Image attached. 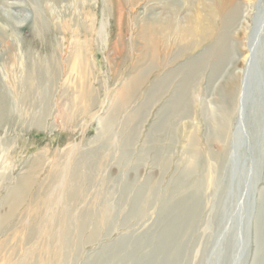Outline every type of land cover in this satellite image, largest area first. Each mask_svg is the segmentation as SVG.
<instances>
[{
    "label": "rangeland",
    "instance_id": "rangeland-1",
    "mask_svg": "<svg viewBox=\"0 0 264 264\" xmlns=\"http://www.w3.org/2000/svg\"><path fill=\"white\" fill-rule=\"evenodd\" d=\"M143 1L133 14L126 5L125 15L138 18L152 7L157 14L163 12L164 1ZM177 1L186 4L178 16L181 22L189 10L186 0ZM237 1L246 4V0ZM104 2L0 0V88L10 96L12 113L11 121L0 124V218L8 215V197L15 185L39 157L44 156L46 166L33 194L44 193L53 163L76 151L93 167L77 218L96 198L101 205L107 202L111 213L94 239V222L83 233L72 234L76 245L68 250L70 264H264V21L257 23L264 0H254V23L244 22L232 30L239 54L233 59L238 62L233 61L216 80L211 81L208 70L198 85L196 102L186 100V90L180 87L182 74L165 90L156 91V85L169 72L188 67L208 44L178 58L181 44L173 45L174 36L165 38L173 45L167 53L169 62L165 61L171 64L146 75L145 87L109 130L104 121L114 109L112 93L127 78L120 76V70L136 72L131 68L144 43L137 36L143 15L133 28L121 26V31L119 15L109 14ZM87 17L95 21L92 33L88 32L92 20ZM120 34L126 44L120 49L125 58L119 70L121 60H113L110 54ZM80 42H88L83 60L91 66L86 76L95 103L88 115H75L73 129L67 130L56 118L57 105L71 111L68 103L74 98L79 102L84 90L83 76L69 74L77 64L74 45ZM249 42L256 44L253 49ZM238 43L247 45L242 48ZM33 79L32 90L28 85ZM229 81L237 87L235 105L229 135L220 139L216 127ZM180 101L184 106L177 110ZM195 133L201 150L197 157L190 146ZM208 159L214 164L211 173ZM196 182L198 187L193 186ZM194 201L193 216L179 221L184 205ZM41 208L40 202L31 205V210L44 215ZM25 209L0 227V264H12L25 251L41 245L37 235L24 241L21 214ZM36 216L35 211L25 217L31 229L37 226Z\"/></svg>",
    "mask_w": 264,
    "mask_h": 264
},
{
    "label": "bare ground",
    "instance_id": "bare-ground-1",
    "mask_svg": "<svg viewBox=\"0 0 264 264\" xmlns=\"http://www.w3.org/2000/svg\"><path fill=\"white\" fill-rule=\"evenodd\" d=\"M51 1L56 4H62V3L64 4L67 1L70 4H73L77 0H51ZM141 1L143 0H106V3L104 2L106 11H108L109 14L117 15V16L119 15V18L118 17L117 18L120 29L121 26L123 27V29L126 28L127 30L129 28L130 29L133 28L138 18H140L142 14L143 15V19L141 21L142 25H140L137 28V36L144 41L143 46L140 47L139 60H137L134 67L131 68L132 70L136 71L135 73H132L131 70L130 71H125L123 69L120 70L123 67L122 64L125 58L124 52L120 50L125 46L124 45L125 39L123 38L124 36H122L121 34L118 35L115 41L116 45L112 50L113 54H110V56H112L113 60H118V59L121 60L120 62L117 63L118 64L117 66L121 71V73L119 74L121 77L126 76L127 78L124 79L125 81L122 82V84L120 85L121 87L117 89L114 93H112L113 94L112 96L114 97L116 96V97L114 98L115 101H114L113 112L104 121V128L106 130L112 128V126L116 122L118 114L128 109V107L132 103V100L145 87V85L147 84L146 75L148 73L152 74L155 71L161 70L162 67L171 64L168 63L169 55H167V53L169 51L170 52L172 51L173 45L181 44L182 46V49H180L178 53L180 55L178 58H181V56L183 57L187 53H195L205 44H208V47L201 55L197 57H193L188 67L179 69V71L175 70L169 72L165 78L159 79L158 80L159 82L156 85V91L158 90L162 91L167 89V87L171 84V82L180 74H182L183 77L180 87L186 90L185 98L186 100L193 99V101L196 102L198 98L197 95L198 85L199 83H201L200 82L201 79L204 77V74L208 70H210L211 81L216 80L221 75L226 73L227 68H229L230 65H232L233 61L238 62L236 60L239 58V54L238 52H236L237 43L232 42L233 39L232 30L236 29L237 31L240 25L244 22H246V24L247 23L251 24L255 22V20L252 17V14L254 13V11H256V4L254 3V0H246V4H241L237 0H186L189 14L186 15L185 19L181 21L182 23L178 22V16L180 11L184 8L186 4L184 3L183 6H181L179 5V1L177 0H174V2H171V0H150V2L157 1L160 3L164 1L165 3L163 7L162 6L160 7L163 12L157 14L155 8L152 7V8H148V10L144 9L143 13H141L138 18L137 17L132 18L128 16L129 14H133L135 7H137ZM126 5L129 6L131 9V11L128 9L130 11L128 15H125V13H127V10L124 13ZM145 13L146 15H144ZM261 13L263 14L260 15L259 17L260 21L257 22L258 24L264 21V8H262ZM83 15L85 18V14ZM88 19L90 21L93 18L90 17ZM91 23L92 25L89 27L88 32L91 31L92 33L93 27L95 25V21L92 20ZM260 27L261 26L257 28ZM78 30L79 29H77L76 31ZM72 32L73 31H71V33ZM169 36L176 37L175 43L173 45L170 44V42L164 41L165 38ZM108 39L111 40V37L109 36ZM90 40H92V38ZM255 41H257V38ZM87 43L80 42L79 44L77 43L76 45H74L77 46V56H78L76 57L77 64L71 66L69 69L70 75L79 74V76L81 77L83 76L81 80L84 79L82 81L84 86L82 87L84 90L82 89L83 91L80 95L79 102H77V98H74L73 101H71L72 103H68V105L72 107L71 111L69 110L67 111L64 108L65 106L63 107L60 104L59 105L56 104L58 109L56 118L59 119L60 124L63 126V128L67 130L73 129L74 127L73 122L75 115H79V116L88 115V113L92 110V107L95 103L94 98L92 99V92H90L91 85L88 84L89 78L86 76L89 74V69L91 66L87 61L83 60V56L86 52L85 44ZM253 43H251L250 45L252 46V49H253V45L255 44ZM238 44H239L238 46L242 48L246 47L247 45L245 43H244L245 45L243 43H238ZM240 47H238L239 50ZM252 49L250 51H253ZM235 57L237 58L233 59ZM253 59L255 60V56L253 57ZM165 61L168 62L165 63ZM139 65L142 66L144 65L146 69H142L141 67L140 69H138L137 67H139ZM231 81H229L231 83V85L229 86L230 89L228 93H226L223 101L221 102V106H220L221 117L216 127L217 137L220 139H226L227 136L229 135L231 115L234 111L237 87H235L236 86L235 83L233 84ZM249 81L251 84L252 79L250 78ZM6 82L10 86V88L14 87V84H10V82L7 80ZM0 83H2L1 85H3V79H1V75H0ZM35 86H36V82L33 79L31 80V82H29L28 88H32L33 90ZM0 90H1L0 91V124H1L3 122L6 123L11 121L12 113H11L10 96L8 95V92L2 90V88H0ZM190 91L192 93V96L190 95ZM183 106H184L183 101H180L179 103L176 104V109L182 110ZM130 119L131 120H129V124L130 122H132L134 117L132 116ZM240 139L242 140V138ZM190 146L192 148L191 153L193 157H197L201 155L199 141L196 133L193 134V136L190 139ZM210 159L206 160V162L211 173V170H214V164L213 161L211 162ZM45 166H46V160L44 156H41L33 164V166H31L29 172L23 175L19 179V181L17 182V184L15 185L14 189L12 190L11 194L8 197L9 198L8 215H5L4 217L0 218V227H1L5 225L7 223V220H9L10 218H14L18 216L20 211L26 206V209L22 211L21 214V217H23L22 218L23 224L21 226V229L24 233H26L24 234L25 236L24 241L29 240L31 239V237H35L36 235L41 240L40 246H33L29 250L25 251L19 257V259L12 264H70L71 262H70V255L68 250L70 247L76 245V240L72 238V234L75 231L77 235L83 233L91 225V223L94 222V228L91 236V239H94L101 231V229L104 227V225L107 223V221L110 219L109 218L111 213L110 205L107 202L104 205H101L102 202L98 200V198L94 200L93 203L94 205H92L90 209L84 211L83 215L80 218H77V215H79L80 212L78 206L80 201L84 198L86 194V184L90 182V177H91L90 172L93 168L92 164L90 163V160L87 157L83 156V154L79 156L78 154H76L75 151L71 155L57 159L53 163L52 168L50 170V175L47 178L48 184L44 188L45 190L44 193H41L39 191L33 194L34 188L38 185V182L40 181V176L42 173L41 171L44 169ZM209 181L210 182L212 181V177L209 179ZM193 186L198 187V183L196 182ZM38 202H40L42 206L41 209H44V215L41 214L42 212L39 213V210L37 209L31 210V205L35 203L37 205ZM195 202L196 201H194V203ZM188 203L184 205L183 207L184 213L181 217L182 219L179 218V221L185 219L186 217L193 216L195 211L194 205H196V203L194 204L193 202H190L193 205L192 204L189 205ZM98 205L100 206L98 209H96L95 206ZM35 211L37 215L36 216L37 226L34 229H31L30 224L27 223L25 217L28 215V213L31 214ZM189 224L190 222L188 223V225ZM178 243H179L178 241L177 243H174L173 249L178 245Z\"/></svg>",
    "mask_w": 264,
    "mask_h": 264
}]
</instances>
